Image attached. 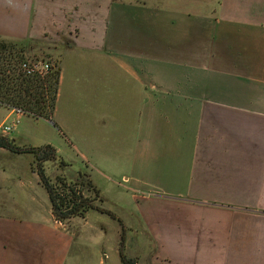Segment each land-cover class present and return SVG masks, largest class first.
Returning <instances> with one entry per match:
<instances>
[{"label":"crops","instance_id":"0c3cea01","mask_svg":"<svg viewBox=\"0 0 264 264\" xmlns=\"http://www.w3.org/2000/svg\"><path fill=\"white\" fill-rule=\"evenodd\" d=\"M156 1L0 0V40L55 46L59 67L80 58L65 130L75 115L80 134L95 127L99 149L117 147L114 162L128 158L121 185L138 191L133 222L152 264H264V0ZM175 20L178 41L154 54ZM78 99L81 114L71 113ZM11 214L13 224L1 213L0 223L18 239ZM7 251L3 243L0 264Z\"/></svg>","mask_w":264,"mask_h":264},{"label":"rangeland","instance_id":"374dc122","mask_svg":"<svg viewBox=\"0 0 264 264\" xmlns=\"http://www.w3.org/2000/svg\"><path fill=\"white\" fill-rule=\"evenodd\" d=\"M160 1L163 4L160 7L163 6L164 9H178L184 6L180 0ZM185 3V9L195 6L192 1ZM153 4L150 6L157 8L159 2L154 0ZM178 23L181 22L175 20L170 25L173 27H168L174 30L170 33V36L174 37L165 41L167 44L162 45L157 40L153 42V45H156L154 54H161V50L166 49L167 45L178 41L175 39ZM1 41L13 43L16 47L25 45L24 58L27 60L48 62L51 67L59 66L55 46L36 42L25 43L15 38H3ZM78 56L80 55L72 56L65 50L60 55ZM82 67L80 58L77 59V64L74 59L61 60L59 68L64 75L60 85L61 96L58 109H54L50 121L22 113L26 116H21L16 122L15 116L6 117L9 111L0 107V126L2 123L14 124L13 129L4 136L14 139L15 144L20 147H39L46 144L53 146L58 159L44 162L48 177L54 179L57 175H63L67 180L73 181L77 180L78 173L84 174L99 189L100 195L96 196L86 185L81 187L83 195L89 199L97 197L95 204L113 212L121 223L117 218L95 209H90L84 217H74L63 222L55 220L51 214L47 192L35 171L33 156L0 150V203L5 204L4 209L0 205V213L13 224L10 221L13 216L11 212H15L16 218L22 223L20 227L24 230L23 236L19 235L18 242L10 226L0 223V246L3 243L8 245V264H120L122 236L123 251L127 257L133 258L136 264H152L154 261L155 255L151 253V246L147 240L144 241L147 239L144 237V231L137 227L140 223L133 222L136 210L132 195L138 191L130 192L121 185H128L122 180L120 173L126 171L127 174L128 158H121L123 164L114 162L113 156L117 147L108 143L102 144L103 149H99L95 127L93 132H87L85 126L86 133L80 134L81 122L75 115L69 117V124L73 125L70 127L72 131L65 130V93L72 84L79 90ZM74 104L77 108L72 109L71 113L74 111L81 114L79 99ZM1 132L2 130L0 135ZM61 160L66 165H62ZM31 228L35 235L29 234ZM37 235L39 236L35 237ZM55 256L56 263L53 259Z\"/></svg>","mask_w":264,"mask_h":264},{"label":"trees","instance_id":"16d2710c","mask_svg":"<svg viewBox=\"0 0 264 264\" xmlns=\"http://www.w3.org/2000/svg\"><path fill=\"white\" fill-rule=\"evenodd\" d=\"M24 47L25 45L16 47L13 43L0 42V105L19 109L28 116L50 121L56 105L60 68L50 67L43 75L24 74L20 69V63L25 60ZM0 148L16 154L33 156L35 171L47 192L51 214L55 220L63 222L74 217H84L90 209L117 218L110 210L95 204L97 197L89 199L83 195L81 187L85 185L88 190L94 191L96 196L100 195L99 189L84 174L78 173L77 180L73 181L67 180L63 175H57L54 179L48 177L44 162L58 159L56 149L50 144L20 147L15 144L14 139L0 135ZM60 163L66 165L62 160ZM117 219L121 223V220ZM121 241L120 264H136L135 260L127 257L123 251V236Z\"/></svg>","mask_w":264,"mask_h":264},{"label":"built area","instance_id":"2783aa9c","mask_svg":"<svg viewBox=\"0 0 264 264\" xmlns=\"http://www.w3.org/2000/svg\"><path fill=\"white\" fill-rule=\"evenodd\" d=\"M51 65L48 62H38V61H30V60H23L20 63V69L26 75H43L48 69H50ZM18 111V113H22L19 109H14ZM17 122V121H16ZM14 127V124L7 125L6 123H2L0 126V130H2L1 134L5 135L8 134Z\"/></svg>","mask_w":264,"mask_h":264}]
</instances>
